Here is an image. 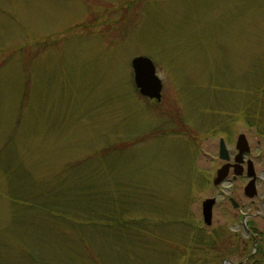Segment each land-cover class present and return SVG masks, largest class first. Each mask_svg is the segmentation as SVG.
Here are the masks:
<instances>
[{
    "label": "rangeland",
    "instance_id": "obj_1",
    "mask_svg": "<svg viewBox=\"0 0 264 264\" xmlns=\"http://www.w3.org/2000/svg\"><path fill=\"white\" fill-rule=\"evenodd\" d=\"M238 133L264 172V0H0V264H244L264 179L213 184Z\"/></svg>",
    "mask_w": 264,
    "mask_h": 264
},
{
    "label": "water",
    "instance_id": "obj_2",
    "mask_svg": "<svg viewBox=\"0 0 264 264\" xmlns=\"http://www.w3.org/2000/svg\"><path fill=\"white\" fill-rule=\"evenodd\" d=\"M130 64L133 71V81L136 88L138 89V92L142 96H145L149 99L160 101L162 82L156 74L155 65L152 60L147 56L138 55L132 57ZM236 145L239 152L235 156V163H238L239 157L243 153H247L249 151L247 139L243 133L238 135ZM218 157L225 161V163L216 170V175L213 179L214 185H218L223 182V180L227 177L229 168L231 166L229 163L230 156L223 138L219 139ZM236 165L237 164H235V166ZM241 174L242 170L234 168L235 176ZM247 175L249 177V181L244 186V194L251 198L257 194V190L255 184V171L250 160L247 162ZM215 201L216 199L212 197L204 199L201 203L203 222L207 225H210L212 222V209ZM230 201L234 207L237 206V203L234 199L230 198Z\"/></svg>",
    "mask_w": 264,
    "mask_h": 264
},
{
    "label": "flooded vegetation",
    "instance_id": "obj_3",
    "mask_svg": "<svg viewBox=\"0 0 264 264\" xmlns=\"http://www.w3.org/2000/svg\"><path fill=\"white\" fill-rule=\"evenodd\" d=\"M251 121H246V123H250ZM239 134H241V133H238L237 134V137H236V139H235V143H228L227 144V142H226V140H224V143H225V145H226V148H227V150H228V153H229V156H230V160H229V163L231 164V166H230V168H229V173L231 174V176H232V178H233V180H235L237 177H241V176H244L245 177V179L247 180V182L249 181V177H248V175H247V162L250 160L251 162H252V164H253V160L251 159V157H250V154H251V151H250V146H249V144H248V146H249V151L247 152V153H243L240 157H239V160H238V163H235V156L238 154V149H237V145H236V143H237V138H238V135ZM244 134V133H243ZM245 135V134H244ZM246 137V136H245ZM247 139V138H246ZM247 143H248V141H247ZM218 149H219V144H218ZM225 163V161H223V163L222 164H224ZM235 164H237L236 166H235ZM253 167H254V165H253ZM234 168H236V169H240V170H242V174L241 175H237V176H235L234 175ZM254 171H255V169H254ZM229 173H228V175H229ZM228 175H227V177H228ZM226 177V178H227ZM226 178L223 180V182L224 181H226ZM259 179H264V172H260V173H257V172H255V184H256V186H257V184H258V182H259ZM223 182L221 183V184H223ZM215 198V197H214ZM216 199V198H215ZM233 199V198H232ZM231 202V201H230ZM236 202V201H235ZM215 203H216V201H215ZM237 203V202H236ZM231 204H232V202H231ZM215 205V204H214ZM232 206H233V204H232ZM237 206H238V204H237ZM236 206V207H237ZM234 207V206H233ZM251 214H244V218L246 217V219H247V217H249ZM245 261V260H244Z\"/></svg>",
    "mask_w": 264,
    "mask_h": 264
},
{
    "label": "trees",
    "instance_id": "obj_4",
    "mask_svg": "<svg viewBox=\"0 0 264 264\" xmlns=\"http://www.w3.org/2000/svg\"><path fill=\"white\" fill-rule=\"evenodd\" d=\"M259 256V257H257ZM264 264V247L256 246V251L249 255L244 264Z\"/></svg>",
    "mask_w": 264,
    "mask_h": 264
}]
</instances>
